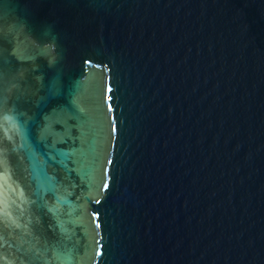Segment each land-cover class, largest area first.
<instances>
[{
	"label": "water",
	"instance_id": "95a60500",
	"mask_svg": "<svg viewBox=\"0 0 264 264\" xmlns=\"http://www.w3.org/2000/svg\"><path fill=\"white\" fill-rule=\"evenodd\" d=\"M0 264H264V0H0Z\"/></svg>",
	"mask_w": 264,
	"mask_h": 264
},
{
	"label": "snow or ice",
	"instance_id": "6c2138e0",
	"mask_svg": "<svg viewBox=\"0 0 264 264\" xmlns=\"http://www.w3.org/2000/svg\"><path fill=\"white\" fill-rule=\"evenodd\" d=\"M105 188H106V189L108 188V184H105Z\"/></svg>",
	"mask_w": 264,
	"mask_h": 264
}]
</instances>
